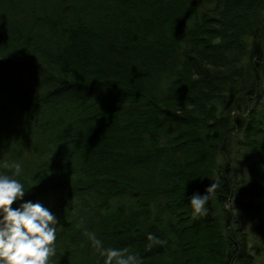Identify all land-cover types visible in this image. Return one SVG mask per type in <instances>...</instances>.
Returning a JSON list of instances; mask_svg holds the SVG:
<instances>
[{"label": "trees", "instance_id": "trees-1", "mask_svg": "<svg viewBox=\"0 0 264 264\" xmlns=\"http://www.w3.org/2000/svg\"><path fill=\"white\" fill-rule=\"evenodd\" d=\"M0 175L57 218L49 264H104L86 232L142 264H254L264 0H0Z\"/></svg>", "mask_w": 264, "mask_h": 264}, {"label": "clouds", "instance_id": "clouds-1", "mask_svg": "<svg viewBox=\"0 0 264 264\" xmlns=\"http://www.w3.org/2000/svg\"><path fill=\"white\" fill-rule=\"evenodd\" d=\"M17 171L20 165H16ZM211 184L204 195L190 198L193 215L203 214L209 195L216 189ZM27 191L17 179L0 175V264H49L55 255L57 218L43 205L32 202L13 205L22 200ZM85 235L104 258V264H142L138 255L128 248H105L94 233ZM147 239L156 244L163 243L149 234Z\"/></svg>", "mask_w": 264, "mask_h": 264}, {"label": "rangeland", "instance_id": "rangeland-1", "mask_svg": "<svg viewBox=\"0 0 264 264\" xmlns=\"http://www.w3.org/2000/svg\"><path fill=\"white\" fill-rule=\"evenodd\" d=\"M243 219H245L246 221L245 223L248 224L250 217L243 215ZM263 260H264V255L261 254L259 257L255 259L254 264H263Z\"/></svg>", "mask_w": 264, "mask_h": 264}]
</instances>
